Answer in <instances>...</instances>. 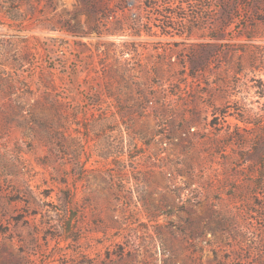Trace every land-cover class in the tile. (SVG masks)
<instances>
[{"label":"rangeland","instance_id":"obj_1","mask_svg":"<svg viewBox=\"0 0 264 264\" xmlns=\"http://www.w3.org/2000/svg\"><path fill=\"white\" fill-rule=\"evenodd\" d=\"M0 264H264V0H0Z\"/></svg>","mask_w":264,"mask_h":264}]
</instances>
